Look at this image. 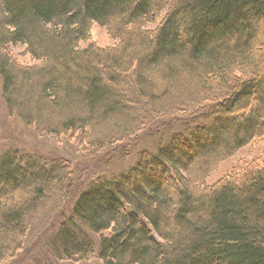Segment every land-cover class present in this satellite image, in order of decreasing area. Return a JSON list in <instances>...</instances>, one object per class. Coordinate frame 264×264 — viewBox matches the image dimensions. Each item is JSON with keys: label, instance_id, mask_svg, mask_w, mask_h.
Returning <instances> with one entry per match:
<instances>
[{"label": "trees", "instance_id": "obj_1", "mask_svg": "<svg viewBox=\"0 0 264 264\" xmlns=\"http://www.w3.org/2000/svg\"><path fill=\"white\" fill-rule=\"evenodd\" d=\"M93 23L113 44L88 41ZM14 45L34 62H18ZM0 81L8 117L35 133L103 153H126L143 131L155 140L127 170L95 176L69 216L58 207L69 160L7 150L0 264L47 210L60 216L61 259L264 264V151L207 181L219 161L264 143V0H0Z\"/></svg>", "mask_w": 264, "mask_h": 264}, {"label": "rangeland", "instance_id": "obj_2", "mask_svg": "<svg viewBox=\"0 0 264 264\" xmlns=\"http://www.w3.org/2000/svg\"><path fill=\"white\" fill-rule=\"evenodd\" d=\"M88 41H93L99 46L113 44V40L105 27L97 23L91 25ZM86 42V40L82 41L81 45L83 46ZM11 50L18 62L22 64H32L34 62L29 53L26 52L24 45H14ZM155 125H158L157 122L150 121L146 125V130ZM230 125L235 127L237 125L236 120L230 121ZM106 126L109 127L110 123L108 124L107 122ZM159 129L160 127L157 130ZM144 132L146 131L142 132L140 138L134 144L128 145L129 149L126 153L115 147L103 153L100 149H91L86 144H79L78 139L76 137L73 138L71 135L55 137L35 133L21 121L8 117L0 94V158L7 150L17 149L36 158L51 159L62 157L69 160V168L73 167V169L71 171L69 169L68 174L72 170L75 172L72 176L67 200H60L58 205V207H63V215L66 216L71 213V208L77 195L85 190L89 184L93 183L95 176H100L104 179L115 177L135 163L141 150L153 147L151 143L155 142L154 134L148 135L147 138V134ZM263 151V141L258 139L250 141L230 156L219 161L207 177V181L212 182L225 175L237 174L238 168H241L245 161L259 158ZM161 187L166 188V185L161 184ZM57 213L53 212V210H47L40 218L34 221L30 225L26 240L17 250L14 258L1 264H100V261L94 255L88 260H68L52 255L54 250L51 244L57 240V221L60 218ZM96 237L97 235L94 238L96 239Z\"/></svg>", "mask_w": 264, "mask_h": 264}, {"label": "bare ground", "instance_id": "obj_3", "mask_svg": "<svg viewBox=\"0 0 264 264\" xmlns=\"http://www.w3.org/2000/svg\"><path fill=\"white\" fill-rule=\"evenodd\" d=\"M182 75V74H181ZM178 80V79H177ZM175 81V80H174ZM195 81V80H194ZM174 83V82H173ZM197 83V82H196ZM194 84V83H193ZM191 89H193L192 87H190ZM199 88V87H198ZM195 90V89H194ZM200 90V89H199ZM205 91V90H204ZM197 92V91H196ZM203 92V91H202ZM204 94V93H202ZM180 100V99H179ZM176 102V101H175Z\"/></svg>", "mask_w": 264, "mask_h": 264}]
</instances>
